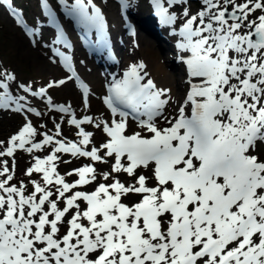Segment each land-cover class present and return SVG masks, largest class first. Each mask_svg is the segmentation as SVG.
I'll list each match as a JSON object with an SVG mask.
<instances>
[{
    "label": "snow or ice",
    "instance_id": "1",
    "mask_svg": "<svg viewBox=\"0 0 264 264\" xmlns=\"http://www.w3.org/2000/svg\"><path fill=\"white\" fill-rule=\"evenodd\" d=\"M152 5L159 23L178 36L187 84L182 100L157 86L139 60L108 82L103 100L111 116L81 118L51 94L69 77L37 86L0 68V109L25 118L20 130L0 140V264H264V152L258 147L264 144V0H200L195 11L189 0ZM60 6L85 35L96 30L94 45L107 46L105 15L95 0H60ZM177 6L179 12L171 10ZM9 8L35 43L45 22L37 19L34 27L21 9ZM43 9L56 29L53 45H70L47 0ZM129 29L136 32L130 21ZM53 52L75 75L72 57L55 46ZM80 84L90 109L91 90ZM20 90L46 98L44 110ZM173 102L178 107L169 112ZM53 110L65 115L52 116L56 127L41 132L29 113L43 118ZM130 118L137 122L131 131ZM69 120L81 140L65 135ZM86 122L109 139L97 144ZM21 150L35 161L27 179L18 175ZM59 153L92 162L61 172ZM125 173L131 181L122 179Z\"/></svg>",
    "mask_w": 264,
    "mask_h": 264
},
{
    "label": "rangeland",
    "instance_id": "2",
    "mask_svg": "<svg viewBox=\"0 0 264 264\" xmlns=\"http://www.w3.org/2000/svg\"><path fill=\"white\" fill-rule=\"evenodd\" d=\"M23 6L26 8L25 12L27 13V16L36 24L37 19H34L35 17L38 18L40 21H44L41 25V33L37 36L36 42L33 43L32 40L29 41V39L26 38V36L22 33V29L18 27L16 22L9 16V13L7 9L4 7L3 4L0 3V68L7 67L10 70L15 71L17 74V77L20 81H23L25 83H32L35 82L37 86L46 84L53 78H58L64 75L62 72L60 66L58 64L53 63L50 60L49 57V51L47 49V46L45 45V41L52 36L50 31L46 29V19L44 18V14L40 10V1L39 0H17ZM137 0L133 1L134 8H137ZM97 2L100 4L101 9L103 12H106L112 20L113 25H115L114 33L118 32L120 33L121 23L119 22L118 18L120 16L119 12V6L115 2V0H97ZM189 3L192 4L191 8L193 11L197 10L198 7H200V0L196 3L194 1L189 0ZM180 11V10H179ZM178 11V12H179ZM143 12V11H142ZM144 10V15H145ZM139 14V15H143ZM182 21V20H181ZM119 24V27H118ZM161 28V25L158 27ZM145 33L141 31L140 33V45L142 44V38L144 37ZM122 37H124L122 35ZM126 39V36H125ZM149 41L157 49H160L158 47V39L157 38H148ZM168 43V40H167ZM127 47H131V43H127ZM126 48V47H125ZM140 48V47H139ZM136 48L135 49H138ZM162 58L164 59L165 63L167 64L168 57H170L172 60L175 58V55H172L169 53V51L165 50V52L161 53ZM175 61V62H174ZM174 64L172 66V69L176 71L174 76H177V80L182 82L183 87L179 90L177 96L175 97L176 100H182L185 90L187 88V84L185 83V65L182 61H176V58L174 59ZM78 64L80 68L85 72L86 76L90 79V81L93 84L94 90H93V100L97 101L96 105H92L90 109L85 108L84 104L82 102L81 93L79 92L77 86L74 82L69 81L63 86L67 87L66 89H71L70 91H66V89L63 91L61 87H53L51 90V94L54 97V100L58 102H66L71 103L74 108L77 109L78 117H83L85 113H92L96 117H99L103 110H100L101 104V96L103 93L102 83L103 80L106 78L104 76V73L100 68H97L95 70V66L93 64L84 65L81 61H78ZM91 67H95L92 68ZM167 68L170 67L167 65ZM171 71V70H170ZM150 73V72H149ZM152 75V74H151ZM156 80L158 83L163 87H169L172 88V82L169 81V78L163 77V76H157ZM172 81V80H171ZM170 83V84H168ZM175 83V80H174ZM95 84L100 85V88H95ZM14 94H17L18 85L13 82L11 85ZM2 91V89H0ZM23 95H29L26 91L20 90ZM32 100V105L36 107H40L42 110H44L46 103L44 102V99H36V98H30ZM178 107V105L173 102L171 108L169 109V112H173L175 108ZM103 108V107H102ZM34 122L37 124V126L41 127V132L47 130L51 131L56 127V122L51 119L52 116L57 117L59 119L60 116L57 113L54 112H44L43 118L37 116L36 114L29 113ZM104 115H106L104 113ZM44 120L48 121V128L44 129L42 127ZM163 122V121H162ZM25 123V118L22 114L15 110H6V109H0V140H6L8 137H10L12 134L20 130L22 125ZM85 127H87L90 131H94L97 133V135L94 137V140L97 144H101L109 139V135L102 129H97L95 126L88 124L86 122ZM80 132L79 126H73L69 121H66L65 123V135L70 137L71 139L81 140V136L78 134ZM39 138H43L42 136ZM86 147L92 148L93 145H87ZM259 149L261 152H264V144H260ZM51 149H49L47 152L41 151L37 154L39 155H48L50 154ZM58 155L63 156L64 162L57 161L59 164V170L61 172H70L73 168L81 167L85 164L91 163L92 158L89 157H77L75 159H72L71 154H64L59 153ZM9 159V165L12 166L13 161L11 157H7ZM5 159V157H0V161ZM71 161V162H68ZM34 159L32 154H28L25 151L21 150L18 153V175L21 178L27 179L25 176L26 169L28 167H31L34 164ZM115 162L113 158V163ZM102 170H109L111 169V164H99L98 165ZM36 175V178H39V174ZM148 175H151V172H148ZM78 178V176L69 177V179H75ZM101 179H103L101 177ZM122 179L131 181L132 177L128 174H123ZM136 196H131V200H135Z\"/></svg>",
    "mask_w": 264,
    "mask_h": 264
},
{
    "label": "bare ground",
    "instance_id": "3",
    "mask_svg": "<svg viewBox=\"0 0 264 264\" xmlns=\"http://www.w3.org/2000/svg\"><path fill=\"white\" fill-rule=\"evenodd\" d=\"M139 47H140L139 50L133 47V48H127L121 53L123 56L122 57V61L124 63L123 65L129 66V64L134 61L138 62L139 60H143L147 66L146 69L150 72V74H152V76H154L155 78L157 76H163V77L169 78V81L172 82L171 85H172L173 96L176 97L179 90L183 87L182 82L177 80V76H174L175 74L174 70L170 71L169 68H167V65L171 64L170 59H168V64H166L161 55V53L165 52V50L169 51L170 54L175 55L177 53L175 44L166 43L165 41H162V42L158 41V47L160 49H157L155 45H153L151 41H149L147 38H142V44ZM114 66L115 68H117L118 63H114ZM174 80H175V83H174ZM107 81L109 82L111 80L107 79ZM108 82L104 83L103 87L101 88L106 89ZM99 86L100 85L95 84L96 89L100 88ZM66 88L67 87L62 86L61 89L64 91ZM70 90H71L70 88L66 89V91H70ZM92 104L96 105L97 101L93 100L91 105ZM100 110L101 111L103 110L104 112V108H102L101 106H100Z\"/></svg>",
    "mask_w": 264,
    "mask_h": 264
}]
</instances>
